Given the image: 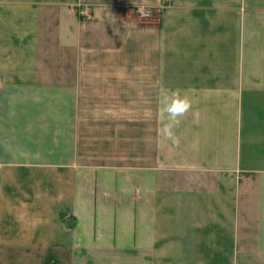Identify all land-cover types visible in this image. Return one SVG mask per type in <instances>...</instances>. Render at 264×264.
<instances>
[{
  "label": "crops",
  "instance_id": "crops-1",
  "mask_svg": "<svg viewBox=\"0 0 264 264\" xmlns=\"http://www.w3.org/2000/svg\"><path fill=\"white\" fill-rule=\"evenodd\" d=\"M161 89L192 105L178 146ZM86 129L124 165L75 164ZM3 252L264 264V0H0Z\"/></svg>",
  "mask_w": 264,
  "mask_h": 264
},
{
  "label": "rangeland",
  "instance_id": "rangeland-1",
  "mask_svg": "<svg viewBox=\"0 0 264 264\" xmlns=\"http://www.w3.org/2000/svg\"><path fill=\"white\" fill-rule=\"evenodd\" d=\"M86 127L87 129L91 128V126L90 127L86 126ZM87 129L85 131L86 134L85 136H74L76 142V150L78 151L79 154V155L76 154L74 163L84 164L85 166H92V164H94L95 161L98 162L99 160L108 159L109 152L111 151H110V145L107 143V141H103V140L99 141L100 137H104V136H90L87 133ZM121 137L123 138V136ZM121 141L122 142L120 143V147H119L120 151L111 152V154L113 160H118L121 162L120 164L124 165V157H123L125 152L124 138ZM114 154H117L118 156L117 155L115 156ZM15 255L16 254L14 253H8V252L0 253V264H13L12 261ZM24 255L26 254H21V256ZM25 260L29 261L28 256H26Z\"/></svg>",
  "mask_w": 264,
  "mask_h": 264
},
{
  "label": "clouds",
  "instance_id": "clouds-1",
  "mask_svg": "<svg viewBox=\"0 0 264 264\" xmlns=\"http://www.w3.org/2000/svg\"><path fill=\"white\" fill-rule=\"evenodd\" d=\"M159 118L163 122L162 135L170 140L173 145H179V137L173 129L179 126L181 117H184L192 105L186 95L179 91L161 89L159 92Z\"/></svg>",
  "mask_w": 264,
  "mask_h": 264
},
{
  "label": "built area",
  "instance_id": "built-area-1",
  "mask_svg": "<svg viewBox=\"0 0 264 264\" xmlns=\"http://www.w3.org/2000/svg\"><path fill=\"white\" fill-rule=\"evenodd\" d=\"M71 12H76L78 18L83 21H90L92 19L90 10L87 6L77 5ZM137 14L141 19H148L152 16V11L146 8H139Z\"/></svg>",
  "mask_w": 264,
  "mask_h": 264
}]
</instances>
